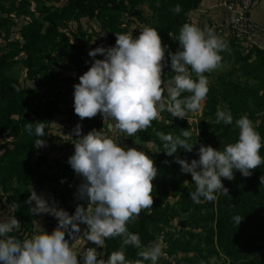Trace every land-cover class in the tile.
Instances as JSON below:
<instances>
[{
    "label": "trees",
    "instance_id": "trees-1",
    "mask_svg": "<svg viewBox=\"0 0 264 264\" xmlns=\"http://www.w3.org/2000/svg\"><path fill=\"white\" fill-rule=\"evenodd\" d=\"M203 1L0 0V38L3 40L0 41V199L11 209V215L21 222L20 230L13 233L18 239L34 235L38 215L31 210L33 203H26L32 187L43 188L59 180L45 171L42 147L38 148L34 135L24 131L25 125L44 122L43 139L47 138L60 113L64 89H71L74 81V77L66 74L80 69L99 36L116 43V34H129L130 23L125 15L136 16L142 24H147L145 10L139 5L148 3L153 21L151 28L160 32L166 47L165 56L170 57L169 53L180 50L178 39L174 38H178L185 23L192 24L191 15ZM176 5L181 6L179 14L173 11ZM33 8L38 10L41 18L35 17ZM29 17L32 20L18 30L16 38L17 20ZM83 19H97L101 23L99 31L89 33L81 27L70 30ZM227 44L229 50L221 55L237 51L238 61L245 64L246 76L257 81V99L252 107L245 104L242 110L231 111L234 122L228 126L216 124L213 111L210 116L214 122L207 127V132L191 137L193 142L190 140V143L194 147L191 153L183 149L173 156L164 153L163 142L157 133L176 136L181 130L194 127L186 118L173 117L167 111L146 131L133 136L145 145L135 148L154 160L158 176L153 181L151 214L143 210L127 227L130 232L140 235L145 246L163 238L167 257L161 258L159 264H264V165L252 170L250 177L237 171L234 180L223 179L229 195H218L212 202L202 198V202L196 204L190 197V192L196 190L195 181L191 174L181 171L177 162V156L189 163L198 160L201 145L222 150L223 145L234 143L239 135L235 120L245 115L264 138V93L259 95L264 91V51L246 48L236 41ZM251 60H257V63L250 64ZM19 65L26 69L28 81L33 86L25 88L13 74ZM49 88H55L53 95H48ZM233 89L238 91L240 88L234 86ZM149 144L154 149L147 147ZM261 155L264 156V147ZM75 183L82 184L83 179ZM71 198L76 200L71 201V206L74 201L87 208L86 200L79 199L76 194ZM183 214L186 215L185 225L181 222L177 225ZM235 215L244 219L239 226L232 219ZM172 229L174 234L170 232ZM120 247L121 238L107 239L105 247L101 248L104 250L102 258L107 260ZM124 251L130 260L139 258V250L134 247H126Z\"/></svg>",
    "mask_w": 264,
    "mask_h": 264
},
{
    "label": "clouds",
    "instance_id": "clouds-1",
    "mask_svg": "<svg viewBox=\"0 0 264 264\" xmlns=\"http://www.w3.org/2000/svg\"><path fill=\"white\" fill-rule=\"evenodd\" d=\"M173 11L179 14L181 6L176 5ZM116 36L114 47H98L89 52L94 63L74 86V111L81 120L101 114L105 122L113 121L107 125L110 132L132 137L146 131L165 111L180 119L202 112L209 93L205 74L216 70L223 58L221 53L229 50L215 29H201L190 23L181 27L178 38H174L178 39L180 50L169 53L175 75L168 80L162 78L166 47L160 32L145 27L138 38L130 33ZM98 54L105 58L95 59ZM233 122L231 110H217L216 124L228 126ZM235 125L239 129L238 139L223 145L222 150L201 145L199 159L190 163L177 156L181 171L191 174L195 181L196 190L190 192L194 203H201L202 198L212 202L218 195H229L223 179L234 180L237 171L250 177L252 170L264 165V138L254 122L245 115L236 119ZM24 131L37 138L38 148L45 145L44 122H28ZM74 134L81 138L74 141L75 152L68 162L83 178L79 199L87 201V208L80 205L74 214H69L50 205L33 190L26 202H35L33 214H50L57 218L58 226L51 234L42 230L21 240L13 235L20 230L21 222L14 215L0 218V264H81L79 257H83V264H159L166 255L163 238L145 246L140 235L127 227L143 210L151 214L153 181L158 176L154 160L141 150L121 146L103 130L84 135L81 125H77ZM157 136L168 156L176 155L179 149L189 153L194 149L189 129L176 136L163 132ZM64 138L72 141L70 135ZM232 219L237 226L244 220L239 215ZM81 224L87 226L82 235ZM66 234L73 243L66 239ZM117 237L121 238L120 250L107 260L98 258L96 248L77 251L85 249L87 242L104 248L107 239ZM129 246L139 250L138 259L126 257L124 249Z\"/></svg>",
    "mask_w": 264,
    "mask_h": 264
},
{
    "label": "rangeland",
    "instance_id": "rangeland-1",
    "mask_svg": "<svg viewBox=\"0 0 264 264\" xmlns=\"http://www.w3.org/2000/svg\"><path fill=\"white\" fill-rule=\"evenodd\" d=\"M58 6H62V4H59ZM139 8H143L145 10L146 13V17L148 19L147 24H142L139 20H137L136 16H127L125 15V19L127 21H129V33L133 35L134 38H138L139 35L141 34V31L145 28V27H150L153 24V21L150 20V15H151V11L148 10L149 6L148 3L145 2L144 4L139 5ZM33 11L35 13V17L37 18H41V14L38 12L37 9L33 8ZM2 15V13L0 12V16ZM32 18H21L18 21V27L15 29V37L17 38L19 36L18 34V30L25 25V23L31 21ZM100 22L97 19H83L81 20L80 23L78 24H74L71 26L72 31H75L78 27H81V29L84 31H87L89 33H93V32H98L100 29ZM216 27H214L213 29H215ZM0 41L3 42V40L0 38ZM237 55V51L236 53L233 54H224V56H222V61L220 63V66L214 70L211 73L205 74L208 76V80H209V93L207 95L206 100L203 103V110L202 112H198V113H193L191 115H188V119L192 122V124L194 125V127L190 130L192 132V137H199V135L202 132H207V127L213 123V116H216L217 110H238V109H243L245 104H248L249 106L252 107L253 102L256 101L257 99V92L258 90L255 88L257 85V81L254 79L249 78L248 76H246V71H243V67L245 66L244 63H240V60L238 61V58L236 57ZM254 60H251L249 63H257V60L255 62H253ZM13 74L19 79V81L22 83V85L26 88L28 86H33L34 84L28 81L27 78V72L26 69L22 66L19 65L14 69ZM175 75V72L173 71L171 74H169L168 76H163V79L168 80L171 79L172 76ZM67 77H72V74L69 72L66 74ZM234 86H238L240 89L238 91H235L233 89ZM63 87V86H62ZM65 88V87H64ZM63 88V89H64ZM47 89V86L45 87V90ZM50 90H48V95H53V91H56L55 88L54 90L52 88H49ZM70 90V89H68ZM63 91V90H62ZM61 91V92H62ZM60 92V93H61ZM262 93H264V91H260L259 95L261 96ZM66 93L63 92V96ZM68 101L67 100H63L61 103V106L63 109H66L68 107L64 106ZM60 106V107H61ZM69 110V109H66ZM214 112L215 115H212V112ZM67 115V114H64ZM205 115H209V116H205ZM64 118L59 116V119L56 120V122H54L52 125V129L53 130H62V128H60V126H64L63 129H65V127H68L67 130H69V133H67L66 135H72V136H76L74 134L75 129H76V125H81V124H89L88 121L90 119H83L81 120L80 117H78V115L73 114V116L68 120V122H65L63 120ZM69 123V125L65 126V124ZM91 123V122H90ZM93 125H95L97 128V131H104L102 125L99 123V121L97 120V118L95 117L92 120ZM91 123V125H92ZM88 134V132L86 133ZM111 135H113V139L119 143L121 146L125 147V148H135L138 146H145L142 145L138 142L137 139L132 137L127 136L125 133L119 132V131H114ZM81 138V137H80ZM79 138V139H80ZM122 138V139H121ZM60 139V138H58ZM45 140H48L47 138ZM191 141L193 142V140L191 139ZM69 143H65L66 148L70 149L72 147H68ZM72 145V144H71ZM147 147L154 149V147L149 144L147 145ZM61 154V153H58ZM80 177V176H79ZM82 179V177H81ZM81 184V183H80ZM35 187H32V189ZM57 193L52 191L51 194L47 195L48 197H52L55 198V200H57V198H59L58 196H56ZM73 197V194L70 196H65V197H60V204H67L68 208V213L69 214H74L75 213V209L78 205L75 204L74 201H76L75 199L71 198ZM47 200V199H46ZM73 201L72 206H71V201ZM54 202V201H53ZM53 202L48 201V203L52 204ZM34 206H35V202H34ZM12 213L11 209L5 204V201H2L0 199V218H6L8 216H10ZM185 214L181 215L179 221H177V225L179 222L182 223V225H185ZM81 235L83 234V231L86 230L87 226L81 224ZM170 232L172 234L175 233V230L172 229L170 230ZM94 248V247H93ZM96 249H99L102 252V256H104V250H102L99 246L95 247ZM165 258L167 257L166 255L164 256Z\"/></svg>",
    "mask_w": 264,
    "mask_h": 264
},
{
    "label": "crops",
    "instance_id": "crops-1",
    "mask_svg": "<svg viewBox=\"0 0 264 264\" xmlns=\"http://www.w3.org/2000/svg\"><path fill=\"white\" fill-rule=\"evenodd\" d=\"M234 0H204L201 6L197 11H195L191 15V21L192 24H195L199 26L201 29L205 28V26L214 28L218 26L225 25L230 18L232 17V13H230L227 10L228 4ZM252 17L254 21L264 29V0H257L256 6L253 10ZM264 39V38H263ZM72 77H74V81L71 83L70 90L64 89V92L66 93L63 96V100H67L68 102L64 105L69 109H63L62 106L60 107V113L57 116L56 120L59 119V116L63 117L65 122H68V120L73 116L74 114V86L78 83H80V77L82 75L71 72ZM163 78V77H162ZM67 114V115H64ZM95 118V117H94ZM94 118H86L91 119L88 121L89 124H81V131L84 135L86 133L91 132L92 130H96V126L93 125L92 120ZM97 120L101 121L102 115L98 114L96 116ZM55 120V122H56ZM92 125H91V123ZM109 123H113V121H110ZM68 126L69 123L65 124V126ZM53 126V125H52ZM77 126V125H76ZM60 126L62 130H53L51 129L47 139L45 140V145L42 147V153L41 155L46 160L45 164V171L49 173V175H53L59 178L58 181L49 183L43 188L35 187L32 190H34L39 196H41L44 199H47V201L53 202L50 205L57 207L59 209H63L65 211L68 210L67 204H60V197L65 196H71L72 194H76L79 196V187L82 184H76L75 181L81 179L79 177L74 169L71 168L69 164V158L74 155L75 148H74V141L78 140L79 136H72L71 140H66L64 138V135L69 133L68 127ZM104 132L110 137L113 138V135H111L113 132H110L108 130V127L106 126L104 128ZM60 138V139H58ZM122 139V138H121ZM65 143H69L68 147H72L70 149L66 148ZM72 144V145H71ZM61 153V154H58ZM83 179V178H82ZM52 191L56 192L59 198L55 200V198L48 197L47 195L51 194ZM34 205V202H33ZM35 207V206H34ZM68 212V211H67ZM58 226V220L54 216L50 214H39L36 220V223L34 225V234H37L41 232L42 230H45L49 234H51ZM87 247H98L92 242H87Z\"/></svg>",
    "mask_w": 264,
    "mask_h": 264
},
{
    "label": "built area",
    "instance_id": "built-area-1",
    "mask_svg": "<svg viewBox=\"0 0 264 264\" xmlns=\"http://www.w3.org/2000/svg\"><path fill=\"white\" fill-rule=\"evenodd\" d=\"M256 1L257 0L231 1L227 6V10L232 13V17L225 25L215 28L216 34L220 36L226 43L236 41L246 48H256L264 51V29L261 28L252 17L253 10L256 6ZM115 45L116 43L111 42L109 39L99 36L96 42H94L93 47L90 51L98 47L109 48L114 47ZM104 58L105 57L103 55L98 54L95 59ZM93 63L94 59L90 57L88 53L84 63L80 66V69L75 72L83 75L90 69ZM163 63L165 64L163 76H168L174 71L171 68V58L165 56V60L163 61ZM109 122L110 120L105 122L102 116L100 124L102 125L103 129L108 125ZM190 123L192 124L191 121ZM66 239H68L70 243L74 242L67 234ZM87 248L92 247L85 246V249L77 248V251L82 253L84 250L86 251ZM97 251L99 253L98 258H102V252L99 249H97ZM79 259L81 261V264H83V257H79Z\"/></svg>",
    "mask_w": 264,
    "mask_h": 264
}]
</instances>
